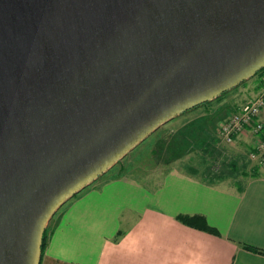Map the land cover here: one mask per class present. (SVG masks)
<instances>
[{
  "label": "water",
  "instance_id": "95a60500",
  "mask_svg": "<svg viewBox=\"0 0 264 264\" xmlns=\"http://www.w3.org/2000/svg\"><path fill=\"white\" fill-rule=\"evenodd\" d=\"M264 68V0H0V264L152 132Z\"/></svg>",
  "mask_w": 264,
  "mask_h": 264
},
{
  "label": "crops",
  "instance_id": "0c3cea01",
  "mask_svg": "<svg viewBox=\"0 0 264 264\" xmlns=\"http://www.w3.org/2000/svg\"><path fill=\"white\" fill-rule=\"evenodd\" d=\"M230 105L214 109H228L226 120L239 106ZM261 139L264 132L246 131L234 142L251 152ZM253 161L242 185L171 167L133 171L118 161L53 215L40 264H264V253L242 245L264 250V163Z\"/></svg>",
  "mask_w": 264,
  "mask_h": 264
},
{
  "label": "rangeland",
  "instance_id": "374dc122",
  "mask_svg": "<svg viewBox=\"0 0 264 264\" xmlns=\"http://www.w3.org/2000/svg\"><path fill=\"white\" fill-rule=\"evenodd\" d=\"M258 75L212 100L218 102L212 104L208 101L199 108H191L172 118L138 144L125 159L121 158L119 163L123 162L133 171H151L156 168L164 171L166 167H171L199 174L214 182L225 180L244 184L245 174L252 173L255 162L252 163L253 159L248 157L251 152L245 144L234 142L239 146L238 149L235 144L225 143L221 139L219 126L225 119L221 117L227 115L228 109L219 112L214 106L224 102L230 111L231 102L241 105L247 101L249 90ZM48 226L49 223L45 227L47 234Z\"/></svg>",
  "mask_w": 264,
  "mask_h": 264
},
{
  "label": "built area",
  "instance_id": "2783aa9c",
  "mask_svg": "<svg viewBox=\"0 0 264 264\" xmlns=\"http://www.w3.org/2000/svg\"><path fill=\"white\" fill-rule=\"evenodd\" d=\"M260 75L263 84L260 93L235 108L230 117L220 124L219 135L225 143L232 144L235 136L246 131L255 134L264 132V119L261 117L264 109V72ZM250 158L259 164L264 163V139L251 151Z\"/></svg>",
  "mask_w": 264,
  "mask_h": 264
},
{
  "label": "trees",
  "instance_id": "16d2710c",
  "mask_svg": "<svg viewBox=\"0 0 264 264\" xmlns=\"http://www.w3.org/2000/svg\"><path fill=\"white\" fill-rule=\"evenodd\" d=\"M262 72H264V68H262L257 73L260 75V74H262ZM198 106H200V105H198ZM189 218H191V217L190 216H186V215L185 216H182V215L178 216V219H180L183 222H187ZM206 230L209 231V232H211V233L219 234L218 231L215 228H213L211 226H208V225L206 226ZM118 235L120 237L122 235V232H119ZM46 241H47V232L44 233L43 248L46 245ZM242 245H243L244 248H246L248 250H251V251H254V252H258V253H264V250L263 249H260V248H257V247H253V246H251L249 244H246V243H242Z\"/></svg>",
  "mask_w": 264,
  "mask_h": 264
}]
</instances>
